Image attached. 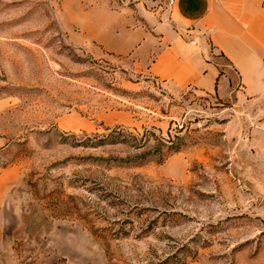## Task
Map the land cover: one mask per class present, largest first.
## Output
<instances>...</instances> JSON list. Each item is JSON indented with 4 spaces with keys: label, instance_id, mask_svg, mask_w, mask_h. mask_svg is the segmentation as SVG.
<instances>
[{
    "label": "rangeland",
    "instance_id": "1",
    "mask_svg": "<svg viewBox=\"0 0 264 264\" xmlns=\"http://www.w3.org/2000/svg\"><path fill=\"white\" fill-rule=\"evenodd\" d=\"M99 1L0 0V264H264L255 117L73 46Z\"/></svg>",
    "mask_w": 264,
    "mask_h": 264
},
{
    "label": "crops",
    "instance_id": "2",
    "mask_svg": "<svg viewBox=\"0 0 264 264\" xmlns=\"http://www.w3.org/2000/svg\"><path fill=\"white\" fill-rule=\"evenodd\" d=\"M121 3H93L77 17L71 44L131 60L170 90L191 88L247 109L264 164V0Z\"/></svg>",
    "mask_w": 264,
    "mask_h": 264
},
{
    "label": "built area",
    "instance_id": "3",
    "mask_svg": "<svg viewBox=\"0 0 264 264\" xmlns=\"http://www.w3.org/2000/svg\"><path fill=\"white\" fill-rule=\"evenodd\" d=\"M169 5L173 3V0H168Z\"/></svg>",
    "mask_w": 264,
    "mask_h": 264
}]
</instances>
